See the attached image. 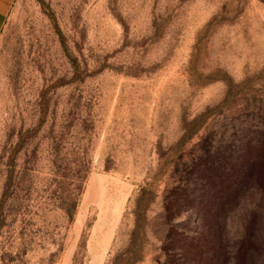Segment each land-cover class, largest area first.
<instances>
[{"label": "rangeland", "instance_id": "1", "mask_svg": "<svg viewBox=\"0 0 264 264\" xmlns=\"http://www.w3.org/2000/svg\"><path fill=\"white\" fill-rule=\"evenodd\" d=\"M262 168L264 0H14L0 264H264Z\"/></svg>", "mask_w": 264, "mask_h": 264}, {"label": "crops", "instance_id": "2", "mask_svg": "<svg viewBox=\"0 0 264 264\" xmlns=\"http://www.w3.org/2000/svg\"><path fill=\"white\" fill-rule=\"evenodd\" d=\"M14 0H0V28L6 14L9 12Z\"/></svg>", "mask_w": 264, "mask_h": 264}, {"label": "trees", "instance_id": "3", "mask_svg": "<svg viewBox=\"0 0 264 264\" xmlns=\"http://www.w3.org/2000/svg\"><path fill=\"white\" fill-rule=\"evenodd\" d=\"M262 169H263V172H264V168H262ZM246 171H247V172L250 171V172H252V173H253V172H256V174H257V168H256V166H255L254 164H253V165L250 164L249 166H246L245 169H244V172H246Z\"/></svg>", "mask_w": 264, "mask_h": 264}]
</instances>
